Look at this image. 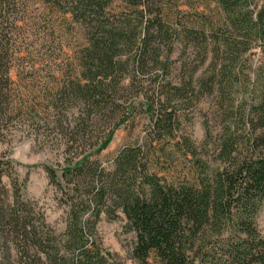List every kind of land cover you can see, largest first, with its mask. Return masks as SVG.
Returning <instances> with one entry per match:
<instances>
[{
	"label": "trees",
	"instance_id": "16d2710c",
	"mask_svg": "<svg viewBox=\"0 0 264 264\" xmlns=\"http://www.w3.org/2000/svg\"><path fill=\"white\" fill-rule=\"evenodd\" d=\"M202 1L0 0V140L16 130L61 154L60 174L44 169L65 210L56 231L1 156L0 264H110L101 214L123 215L136 264H264V88L245 76L246 53L264 65V0H205L212 15ZM178 43L196 51L182 77ZM213 94L219 131L205 122L198 146L181 111ZM138 114L144 142L104 166L100 147ZM166 145L183 163L154 156Z\"/></svg>",
	"mask_w": 264,
	"mask_h": 264
},
{
	"label": "rangeland",
	"instance_id": "374dc122",
	"mask_svg": "<svg viewBox=\"0 0 264 264\" xmlns=\"http://www.w3.org/2000/svg\"><path fill=\"white\" fill-rule=\"evenodd\" d=\"M192 1L195 4L198 3V0ZM200 9H204L211 15L215 13L214 4L208 3V1L205 2V0L202 1ZM195 52L191 48L184 49L183 44H176L170 58L174 61V73L178 77H182V73L185 74L192 67L195 61ZM245 58L247 82L250 85L253 84L256 89L264 88V65L261 63V55L258 49L246 53ZM204 68L205 65L199 69L194 77L195 79L203 77ZM242 79H244L243 76H239V80ZM217 106L218 99L213 94L204 96L190 109L182 110L180 133L188 134L198 146L205 136V122H208V127L213 135L218 133L219 126L216 116L219 111H217ZM145 121L147 119L144 115L138 114L133 122L135 124L134 128L121 126L114 131L109 141L100 147L99 159L104 166L109 167L111 165L112 158L122 147L137 141L144 142L141 126L142 122ZM39 146L31 137L14 130L6 140H0V157H9L16 166L19 179L25 181L22 189L23 198L35 202L44 212L47 223L56 231H62L65 226V210L58 204L57 193L54 187L49 184L44 169L45 165L52 166L60 174L61 168L57 166V163L61 162V154L46 145ZM153 146L157 145L154 143ZM154 147H152L153 150H155ZM152 153L156 158H160V161L166 160L167 162L176 163L177 166L183 163L180 152H177L171 145H166L164 151H152ZM208 159L210 158L208 157ZM78 162L79 160L76 161V163ZM209 165L210 168L215 169L220 167L218 162L211 161ZM255 225L259 233L264 236V198L255 217ZM97 232L102 247L111 255L110 264H136L130 256L134 234L126 228L122 214L114 220H109L104 214H101L100 221L97 224Z\"/></svg>",
	"mask_w": 264,
	"mask_h": 264
}]
</instances>
